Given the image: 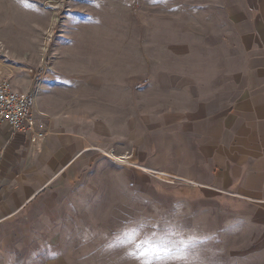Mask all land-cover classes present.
<instances>
[{"label":"rangeland","instance_id":"1","mask_svg":"<svg viewBox=\"0 0 264 264\" xmlns=\"http://www.w3.org/2000/svg\"><path fill=\"white\" fill-rule=\"evenodd\" d=\"M207 3L0 0V76L35 86V116L74 113L131 133L143 116L205 93V70L221 58ZM131 137L110 136L115 154L98 144L56 206L4 222L0 264H264V230L245 205L143 168ZM131 226L139 238L122 234Z\"/></svg>","mask_w":264,"mask_h":264},{"label":"crops","instance_id":"2","mask_svg":"<svg viewBox=\"0 0 264 264\" xmlns=\"http://www.w3.org/2000/svg\"><path fill=\"white\" fill-rule=\"evenodd\" d=\"M207 2L221 58L212 55L205 70V93L161 106L154 120L143 116L121 135L74 113L43 119L32 111L45 132L37 142L0 126V230L38 204L56 206L60 191L97 161L98 144L115 154L110 136H132L126 144L142 150L144 168L235 198L264 230V0Z\"/></svg>","mask_w":264,"mask_h":264},{"label":"built area","instance_id":"3","mask_svg":"<svg viewBox=\"0 0 264 264\" xmlns=\"http://www.w3.org/2000/svg\"><path fill=\"white\" fill-rule=\"evenodd\" d=\"M35 86L17 90L10 78L0 76V126L6 124L13 132L28 134L32 142L41 141L45 132L37 128L33 116ZM128 159L132 155L126 152Z\"/></svg>","mask_w":264,"mask_h":264},{"label":"snow or ice","instance_id":"4","mask_svg":"<svg viewBox=\"0 0 264 264\" xmlns=\"http://www.w3.org/2000/svg\"><path fill=\"white\" fill-rule=\"evenodd\" d=\"M121 232H122V234L125 237L135 236V237L139 238L142 235L140 228H138L136 226L125 227L124 229L121 230ZM180 243L181 244H184L185 241L184 240H181ZM147 264H151V262L149 261V262H147Z\"/></svg>","mask_w":264,"mask_h":264},{"label":"bare ground","instance_id":"5","mask_svg":"<svg viewBox=\"0 0 264 264\" xmlns=\"http://www.w3.org/2000/svg\"><path fill=\"white\" fill-rule=\"evenodd\" d=\"M51 32V29L48 31V33H50ZM51 35H49V37H50ZM105 40H104V38H102V37H100V38H96V42H101V43H103ZM87 51L88 52H90V53H94V51H92L91 52V50H88L87 49ZM97 52V51H96ZM109 155L112 157V158H114L116 161H121V162H126L127 161V159H126V157H123V156H120V157H117V156H115V155H113L112 153H110L109 152ZM128 158V157H127ZM128 163H130V162H128ZM127 164V163H126ZM144 168V167H143ZM142 168V169H143ZM147 169V168H146ZM148 170H150V169H148ZM159 174V176H162V177H165L166 175L165 174H163V173H158Z\"/></svg>","mask_w":264,"mask_h":264}]
</instances>
